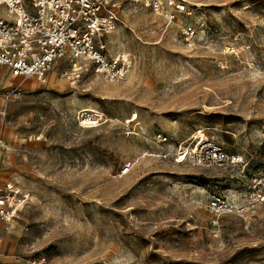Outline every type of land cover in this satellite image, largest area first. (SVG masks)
I'll list each match as a JSON object with an SVG mask.
<instances>
[{"label":"rangeland","instance_id":"374dc122","mask_svg":"<svg viewBox=\"0 0 264 264\" xmlns=\"http://www.w3.org/2000/svg\"><path fill=\"white\" fill-rule=\"evenodd\" d=\"M201 3L193 47L125 4L106 39L112 60L127 56L123 78L65 59L23 83L0 116V195L19 205L0 264H264V205L208 209L211 193L241 200L264 174V0ZM200 137L243 162L192 166L175 150Z\"/></svg>","mask_w":264,"mask_h":264},{"label":"built area","instance_id":"2783aa9c","mask_svg":"<svg viewBox=\"0 0 264 264\" xmlns=\"http://www.w3.org/2000/svg\"><path fill=\"white\" fill-rule=\"evenodd\" d=\"M211 1V0H209ZM125 4L147 9L175 28L188 47H193L203 23L201 0H0V67L9 71L11 85L3 89L2 98L9 104L25 95L23 83L43 81L53 67L68 59L74 69L94 67L98 74L121 79L130 66L127 56L116 60L109 56L106 39L117 31V13ZM196 21V22H195ZM7 114L6 109L0 112ZM158 142H168L158 135ZM194 167L223 169L237 167L243 159L202 137L188 150L176 148ZM164 159L170 156L162 155ZM13 187L8 193L14 195ZM264 205V174L254 175L242 199H228L221 192L208 198V209L217 216L247 214ZM19 205L9 195H0V223L10 224L17 218Z\"/></svg>","mask_w":264,"mask_h":264},{"label":"crops","instance_id":"0c3cea01","mask_svg":"<svg viewBox=\"0 0 264 264\" xmlns=\"http://www.w3.org/2000/svg\"><path fill=\"white\" fill-rule=\"evenodd\" d=\"M1 69H3V72L5 73V77H6V84L4 85V83L1 85V90H0V92L1 91H3V89L4 88H6V87H8V86H11V85H18L19 84V82L18 81H12L11 80V78H10V75H9V71L7 70V69H5V68H3V67H0V70ZM24 89V88H23ZM25 90V89H24ZM3 99V98H2ZM3 101H4V99H3ZM4 105H5V107L3 108V107H1L0 108V112L1 111H3V110H5L6 109V111H7V107H8V105L9 104H11V103H9V104H7L5 101H4ZM14 103V102H13ZM0 116H1V119L2 120H5L7 117H8V111H7V114L5 115V116H3V115H1V113H0ZM1 225H6V224H4V223H0V226Z\"/></svg>","mask_w":264,"mask_h":264},{"label":"bare ground","instance_id":"6f19581e","mask_svg":"<svg viewBox=\"0 0 264 264\" xmlns=\"http://www.w3.org/2000/svg\"><path fill=\"white\" fill-rule=\"evenodd\" d=\"M84 112H85V113H90L92 116L96 117V115H95L94 113H91V112H89V111H84ZM91 121H92L91 119H89V120H83L82 123L87 124V123H90Z\"/></svg>","mask_w":264,"mask_h":264}]
</instances>
